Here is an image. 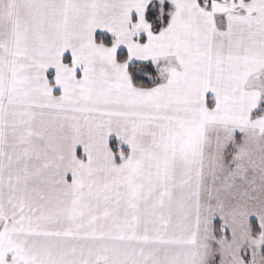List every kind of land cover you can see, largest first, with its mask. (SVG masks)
I'll use <instances>...</instances> for the list:
<instances>
[{"label":"snow or ice","instance_id":"snow-or-ice-1","mask_svg":"<svg viewBox=\"0 0 264 264\" xmlns=\"http://www.w3.org/2000/svg\"><path fill=\"white\" fill-rule=\"evenodd\" d=\"M0 264H264V0H0Z\"/></svg>","mask_w":264,"mask_h":264}]
</instances>
